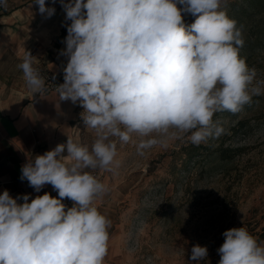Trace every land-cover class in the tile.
<instances>
[{
    "label": "clouds",
    "instance_id": "1",
    "mask_svg": "<svg viewBox=\"0 0 264 264\" xmlns=\"http://www.w3.org/2000/svg\"><path fill=\"white\" fill-rule=\"evenodd\" d=\"M33 2L41 15H54L45 0ZM226 2L60 0L71 23L60 53L68 57L64 82L55 90L59 100L79 102L95 139L89 147L68 137L22 166V181L37 193L50 184L58 198L0 194V264H104L111 221L94 201L108 188L94 172L119 167L117 142L134 143L140 156L175 140L199 146L225 132L215 113L235 114L262 94L264 81L254 84L257 70L240 56L242 26L223 10ZM182 14L194 22L186 25ZM33 58L27 52L18 68L40 94L45 80ZM222 235L218 264H264V244L245 227ZM207 256L197 244L190 261Z\"/></svg>",
    "mask_w": 264,
    "mask_h": 264
},
{
    "label": "rangeland",
    "instance_id": "2",
    "mask_svg": "<svg viewBox=\"0 0 264 264\" xmlns=\"http://www.w3.org/2000/svg\"><path fill=\"white\" fill-rule=\"evenodd\" d=\"M222 8L242 26L240 56L257 70L254 84L264 81V0H227ZM182 15L186 25L195 20ZM213 120L225 130L218 138L199 146L170 141L143 156L134 143L117 142L119 167L96 170L118 225L112 264H196L190 256L197 244L208 248L200 264H218L222 233L242 226L264 244V91L241 111L217 112ZM80 123L79 142L90 147L95 132ZM221 149L232 158L219 160Z\"/></svg>",
    "mask_w": 264,
    "mask_h": 264
},
{
    "label": "crops",
    "instance_id": "3",
    "mask_svg": "<svg viewBox=\"0 0 264 264\" xmlns=\"http://www.w3.org/2000/svg\"><path fill=\"white\" fill-rule=\"evenodd\" d=\"M45 3L55 8L50 18L39 13L33 0H8L7 11L0 14V194L8 190L13 198L30 194L31 200L45 192L56 197L57 191L50 184L35 192L27 180L20 179L21 168L35 156L66 143L68 137L80 141L83 108L79 102L59 100L56 93L33 94L18 68L27 52L35 53L33 64L53 76L66 67L68 57L60 53L66 48L67 29L59 40L67 26L66 13L60 0L54 4L45 0ZM105 198L102 196L94 202L111 221L104 264H112L118 225Z\"/></svg>",
    "mask_w": 264,
    "mask_h": 264
},
{
    "label": "built area",
    "instance_id": "4",
    "mask_svg": "<svg viewBox=\"0 0 264 264\" xmlns=\"http://www.w3.org/2000/svg\"><path fill=\"white\" fill-rule=\"evenodd\" d=\"M6 11H7V8L0 7V14H4ZM30 54L33 57H35V53L31 52ZM33 67H35V68H37L39 70L40 75L45 80V91L42 92V93L43 94H49V93L58 94L55 89H56L57 85L62 84L64 82V80H63V75H64L63 70L58 75L53 76L48 71L40 68L36 64H33ZM94 175H96V177L99 179L100 174H99L98 171H95ZM56 197L58 198V193H57ZM62 202L66 205V209L73 206V201H71V200H69L67 198H65ZM94 206H96L98 208V210H99V205L96 202H94Z\"/></svg>",
    "mask_w": 264,
    "mask_h": 264
},
{
    "label": "trees",
    "instance_id": "5",
    "mask_svg": "<svg viewBox=\"0 0 264 264\" xmlns=\"http://www.w3.org/2000/svg\"><path fill=\"white\" fill-rule=\"evenodd\" d=\"M255 0H249V2H253ZM71 23V21H68L67 22V25H69ZM67 29V26L62 30V34L61 36L59 37V40L62 38V36L64 35V32L65 30ZM245 123L246 122H239L237 124V127L238 128H243L245 126ZM196 150L195 147H191L190 150L186 153L188 157L191 156V154ZM229 153H232L231 150H228V149H221L219 152H218V159L221 160V161H227V160H230L232 158V156L229 154Z\"/></svg>",
    "mask_w": 264,
    "mask_h": 264
}]
</instances>
